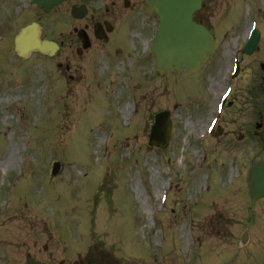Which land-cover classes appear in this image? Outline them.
Instances as JSON below:
<instances>
[{
	"label": "rangeland",
	"instance_id": "obj_1",
	"mask_svg": "<svg viewBox=\"0 0 264 264\" xmlns=\"http://www.w3.org/2000/svg\"><path fill=\"white\" fill-rule=\"evenodd\" d=\"M21 1L0 0V203L6 195L2 191L13 185L17 210L30 201L37 204L30 208L44 211L47 220L57 216L60 246L63 238L82 248L93 240L103 242L108 264H153L158 258L160 264H264V198L253 206L249 191L250 168L264 159L261 143L249 149L246 135L226 145L232 113L214 138L197 141L205 120V105H197L200 77L156 83L143 64L130 79L119 75V65L114 66L118 58L105 70L88 66L70 82L57 67L59 56L35 52L27 62L19 60L13 51L15 31L41 22L26 10L19 14L16 3ZM238 9L218 10L226 20ZM59 13L41 18L42 34L67 45L71 25L69 20L59 22ZM253 13L247 10L246 17ZM213 17L215 24L222 22L220 15ZM249 64L246 59L237 82L242 90ZM126 101L139 105L127 121L119 110ZM178 102L185 103L174 115L169 146L150 147L153 116L162 109L176 112L173 104ZM231 109L236 111V104ZM245 118L238 119L236 136L253 130L255 121ZM55 161L62 163L56 176ZM170 188L167 213L160 212L156 222L149 207H160ZM41 194L49 205L58 203L53 213ZM245 232L249 239L243 243Z\"/></svg>",
	"mask_w": 264,
	"mask_h": 264
},
{
	"label": "flooded vegetation",
	"instance_id": "obj_2",
	"mask_svg": "<svg viewBox=\"0 0 264 264\" xmlns=\"http://www.w3.org/2000/svg\"><path fill=\"white\" fill-rule=\"evenodd\" d=\"M234 1L205 0L203 7L195 14V19L208 26L218 39L217 57L207 76L215 92L222 84L221 73L230 55L232 40L238 38L240 42L245 33L248 20H244L243 16L246 19L250 17H246L247 10L254 11L252 15L259 21L260 27L264 23V0H242L243 5L238 12L230 14L231 25L220 28L221 23L215 24L213 16L219 15L221 6H225L227 12L240 4V1ZM64 5L70 9L75 6L80 14L82 6L86 10L84 16L73 21L74 30L84 29L89 36L90 47L86 50L80 48L82 41L76 32L70 38L69 47L75 46L77 49L72 52L77 70L89 63L95 65L101 56L109 58L110 55H120L130 44L136 45L139 53L142 43L154 28L146 20L144 0H67L60 7ZM97 26L105 40L96 36ZM248 58L250 73L247 87L242 90L234 85L232 103L239 105L243 112L246 111V117L264 121V34L261 33L259 43ZM209 99H214V95H209ZM17 207L18 204H12L6 214L0 211V264H71L72 254L67 252L64 256L57 242V219L50 218L48 221L43 212L29 209L27 204L25 209L17 210ZM91 263H94L93 256L88 264Z\"/></svg>",
	"mask_w": 264,
	"mask_h": 264
},
{
	"label": "water",
	"instance_id": "obj_3",
	"mask_svg": "<svg viewBox=\"0 0 264 264\" xmlns=\"http://www.w3.org/2000/svg\"><path fill=\"white\" fill-rule=\"evenodd\" d=\"M61 0H36L46 11ZM201 0H147L148 10L158 19L159 28L155 39L154 54L162 72L168 69L186 68L195 71L204 64L212 51L214 42L209 32L192 20V15L199 8ZM38 27L32 24L22 31L17 39L20 55L28 57L34 49L53 55L57 45L50 41H41ZM171 122L169 113L157 116L151 141L166 145L170 137ZM264 141V133L261 134ZM56 167L58 164L56 163ZM252 200L264 195V161L256 163L250 175Z\"/></svg>",
	"mask_w": 264,
	"mask_h": 264
},
{
	"label": "bare ground",
	"instance_id": "obj_4",
	"mask_svg": "<svg viewBox=\"0 0 264 264\" xmlns=\"http://www.w3.org/2000/svg\"><path fill=\"white\" fill-rule=\"evenodd\" d=\"M131 112H132V106H131L129 103L126 104V105L121 109V113L123 114L124 118L128 117V116L131 114ZM12 153H13V151L11 152V154H12ZM10 160H12L11 157L7 158V159L5 160V162H9ZM2 167L5 168L6 165H3ZM148 207H149V206H148ZM149 211H151V213H152V208H149ZM151 213H150V214H151Z\"/></svg>",
	"mask_w": 264,
	"mask_h": 264
}]
</instances>
